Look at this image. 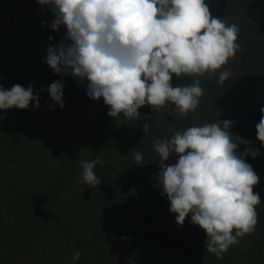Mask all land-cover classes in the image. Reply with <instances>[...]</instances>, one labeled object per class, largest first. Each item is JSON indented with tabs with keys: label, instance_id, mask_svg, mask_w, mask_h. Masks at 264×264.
Instances as JSON below:
<instances>
[{
	"label": "trees",
	"instance_id": "16d2710c",
	"mask_svg": "<svg viewBox=\"0 0 264 264\" xmlns=\"http://www.w3.org/2000/svg\"><path fill=\"white\" fill-rule=\"evenodd\" d=\"M205 3L212 17L239 28V50L228 60L233 67L229 78L220 84L216 74H182L179 78L173 74V87L201 81L204 91L194 112L169 115L174 105L160 111L145 105L138 109L137 119H125L121 114L116 120L107 115L109 106L103 98L97 101L88 97L87 82L82 84L70 75L56 74L50 67L39 72L27 68L22 53L30 47L31 34L25 0H0V30L12 29L15 43L12 53L0 61V85L9 90L15 84L25 88L31 85L40 101L45 89L48 92L50 84L59 80L64 84V107L57 105L51 110L52 116L77 113L88 103H93L95 110L80 117L83 136L78 141L81 145L77 143L81 148L79 156L58 159L64 143H56L55 130L46 142H40V152H47L52 160L50 167H42L41 172V153L34 154L33 160L29 155L25 160L22 157L31 134L30 110L18 109L14 115L13 134H18L20 140L0 143V264H18L16 260L35 240L54 231L72 245L73 255L80 253V259H72L70 264H264V147L256 132L260 110L264 108V101L257 98L264 93V0ZM240 10L243 16L238 15ZM34 104L31 102L29 107ZM216 120L244 125L246 133L239 137L259 149L255 159L251 155L244 157L259 177L253 187L261 200L256 206L257 224L253 232L239 237L222 259L207 251L206 232L191 223V215L183 226L177 225L176 214L170 212V202L158 184L159 157L153 148L155 141L171 138L177 131ZM146 123L149 132L145 145L141 141ZM246 147L239 145V152L243 153ZM136 149L143 154L140 164L131 153ZM176 159L178 156L170 157L165 163ZM81 160H99L94 171L102 185L89 187L88 199L77 193L66 199L67 184L82 178ZM35 168L40 178L34 176ZM92 196L100 205L97 210L103 208L104 216L91 210ZM76 222L85 229L83 234L77 232Z\"/></svg>",
	"mask_w": 264,
	"mask_h": 264
},
{
	"label": "clouds",
	"instance_id": "9594fccd",
	"mask_svg": "<svg viewBox=\"0 0 264 264\" xmlns=\"http://www.w3.org/2000/svg\"><path fill=\"white\" fill-rule=\"evenodd\" d=\"M54 19L53 31L66 28L64 38L47 48L45 62L56 74L70 75L86 84L93 100L103 98L107 115L116 120L137 119L138 109L150 105L160 111L174 105L169 115L186 116L194 112L203 95L199 79L190 86L173 87V74L215 75L239 50L235 24L226 25L212 17L205 0H37ZM51 40L52 37H49ZM231 75L223 68L218 83ZM64 84L48 87L50 99L64 107ZM39 107V97L30 85H0V111L13 107L27 109L31 102ZM256 125L257 139L264 147V108ZM234 121L224 120L191 126L171 138L157 140V176L162 194L176 214L177 225L191 223L206 232L205 246L217 259L238 238L254 231L261 202L253 187L259 177L244 157L253 159L259 149L251 141L232 133ZM142 144H147L149 125H143ZM246 145L239 152V145ZM140 164L143 154L131 152ZM178 156L175 162L170 157ZM85 184L95 187L101 180L94 169L99 160L79 161ZM235 230V231H234ZM80 253L73 255L79 260Z\"/></svg>",
	"mask_w": 264,
	"mask_h": 264
},
{
	"label": "rangeland",
	"instance_id": "374dc122",
	"mask_svg": "<svg viewBox=\"0 0 264 264\" xmlns=\"http://www.w3.org/2000/svg\"><path fill=\"white\" fill-rule=\"evenodd\" d=\"M25 4L26 8H28L30 16L29 34H31V38L30 47H28L26 51L22 53V58L24 61H26L27 68L32 67V70L39 72V70L47 69L49 67L45 62L47 48L50 45H57L61 39L64 38L67 30L65 27H61L59 31H53L50 26L52 20L54 19L53 15L46 6L39 5L37 0H25ZM237 13L238 15L240 14L243 16L242 10ZM12 34V29L8 27L0 30V61L12 53L11 48L15 45ZM49 37H52V39L50 40ZM223 68L228 69L232 74L233 67L229 64V62H227ZM223 68L217 70V79H219V73L223 70ZM46 91L47 90L45 89V93L42 95L43 100L39 101L38 108L35 107L34 104L33 107H28L26 109L30 110L29 116L32 119H30L32 128H30L31 134L29 135L28 143H25L26 145L24 149L27 151L22 154L23 160H25L26 156L28 155L30 159L33 160L34 154L41 153L40 156L44 158V162H39L41 164V170L39 172L42 171V167H50L52 161L51 156L48 155L47 152H40V149H43V146L40 145V142H46L49 139L48 135L51 134L53 130H55L57 134L54 135L56 138V143H58V141L60 143H64L62 144L61 151L58 153V155H60L58 159L61 160L64 159V157L68 158L71 155L72 157L79 156L81 148L78 147V144L81 145V143L78 141L80 140V137L83 136L82 130L79 129V127L82 125V120L80 117H83L85 112L90 113L95 111L94 104L88 103L77 113L74 112L69 114L68 112H65L64 115L55 118L50 113L52 109V111H54L58 106L55 105L53 107L54 102L50 99L49 93ZM257 98L260 102H263L264 93H259ZM231 105L234 106V102H231ZM18 111V108L15 107L5 111H0V143L9 139L20 140V136L18 134H13V117ZM243 126L244 125L242 124L240 125L239 123H234L231 128L232 133L238 136L245 135L246 128ZM19 130L20 128H18L16 131L19 132ZM99 160H102L101 156ZM39 172L36 171L35 168L33 171L34 176L40 178ZM100 185L102 184L100 183ZM89 187L91 186L85 184L82 178L79 181L67 184V189L65 191L66 199H68V197L74 198L75 193H77L80 197L88 199L91 195V192H89ZM89 206L94 213L98 212L104 216L102 211L103 208L101 210H97V206L100 205L96 202V200H94V198L92 199V202ZM106 209H108V207H106ZM106 212L107 211L105 210V214ZM84 231L85 229L80 227L77 223V232L79 234H83ZM240 240L242 243H244L242 238ZM72 259V245L63 235L60 234V232L54 231L47 236L35 240L29 249L24 252V254L16 261L18 264H70Z\"/></svg>",
	"mask_w": 264,
	"mask_h": 264
}]
</instances>
